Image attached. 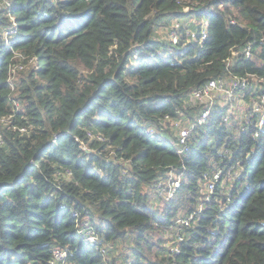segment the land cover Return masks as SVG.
I'll return each instance as SVG.
<instances>
[{"label": "trees", "instance_id": "obj_1", "mask_svg": "<svg viewBox=\"0 0 264 264\" xmlns=\"http://www.w3.org/2000/svg\"><path fill=\"white\" fill-rule=\"evenodd\" d=\"M7 2L0 118L13 123L0 121V264H47L55 247H67L63 264H115L100 248L129 236L134 246L122 264H264V131L254 137L215 108L180 156L173 125L199 112L189 96L207 80L264 77V0ZM189 17L197 31L207 21L201 43L157 35L169 18ZM248 40L259 64L239 55L227 66L230 48ZM17 62L24 67L11 88ZM218 169L207 194L204 173ZM172 172L180 182L164 199L155 188ZM188 214L173 254L163 232L174 233ZM85 223L98 242L79 233Z\"/></svg>", "mask_w": 264, "mask_h": 264}, {"label": "built area", "instance_id": "obj_2", "mask_svg": "<svg viewBox=\"0 0 264 264\" xmlns=\"http://www.w3.org/2000/svg\"><path fill=\"white\" fill-rule=\"evenodd\" d=\"M0 2L8 3L7 0H0ZM176 25L172 32V42H177L180 36L196 40L201 43L207 37V21L202 19L200 21V31L186 28L178 19H176ZM186 28V29H185ZM185 31V32H184ZM16 33L15 23L7 26L3 30V38L7 44H9L14 34ZM21 57V53H17ZM239 55L244 56L245 59H250L259 64L260 57L253 51V41L248 40L245 47L242 50H238L235 46L230 48V55L226 60V65L230 66L231 63L237 61ZM30 58L29 61H32ZM24 67V63H15L10 71L9 80L11 82V88H13L12 79L17 69ZM237 96L248 97L249 103L244 109L239 110L240 102L234 104V100ZM217 100V101H216ZM189 101L200 104L199 112L192 118L188 116H179L173 120L175 127V143L177 145V153L181 156L189 148V136L192 129L199 124H203L210 116L212 110L216 108L223 109L222 121L230 123L231 120L240 123L241 129L251 130L252 135L257 137L262 131H264V77L254 72H245L242 75L231 72L229 75L218 76L212 78L201 84L200 86L193 88L189 96ZM242 101V100H241ZM15 107H18V102L14 101ZM168 117V116H166ZM0 121L12 124L13 118L11 115L1 117ZM184 122V123H183ZM13 126V125H12ZM20 131H24L25 127H20ZM149 134H154L153 127L147 129ZM89 137H96L99 140H104V136L97 132H88ZM2 142V136L0 134V143ZM82 149L87 147L80 143ZM249 154V153H248ZM218 170H212L210 174L204 173V177H212L214 181L208 183V191L211 193L214 189V185L218 180ZM179 184L178 181L174 182V186ZM174 189V188H173ZM192 214L178 217L176 219V225L174 226L175 242L169 248L170 252L176 254L180 250V244L183 240L182 228L189 226ZM79 233L85 237V239L91 243L98 242V234L93 226L85 223L80 228ZM100 252L105 257L108 254L107 248L104 245L101 246ZM67 256V247H55L52 250L51 257L47 264H63Z\"/></svg>", "mask_w": 264, "mask_h": 264}, {"label": "rangeland", "instance_id": "obj_3", "mask_svg": "<svg viewBox=\"0 0 264 264\" xmlns=\"http://www.w3.org/2000/svg\"><path fill=\"white\" fill-rule=\"evenodd\" d=\"M187 10V9H186ZM177 18H169L168 19V23H165L164 25H160L157 27L156 33L160 38L163 39H171L172 38V32L174 31L175 25H176V20ZM180 22L183 23L184 26H186V28H195L196 25V20L192 17L189 18H181L179 19ZM191 21V22H190ZM188 22H190V27L187 24ZM185 28V29H186ZM185 32V31H184ZM185 36V35H183ZM186 37V36H185ZM188 38V37H187ZM17 73V72H16ZM242 100V101H241ZM217 101V100H216ZM240 102V103H239ZM240 104L239 106V110L244 109L246 106H248L249 100L248 97H241V96H237L234 100V104ZM193 105H198V103H193ZM200 106V104H199ZM185 117V116H183ZM184 123V122H183ZM239 125L240 123L237 122ZM219 172V176L221 175V170L218 171ZM231 174H229V176H232L233 174L237 173V169H234L233 171L230 172ZM229 176L226 177V179H230ZM219 178V177H218ZM178 181L180 182V176L177 174L169 173V177L166 180L160 181L156 188L155 191L157 192L158 195H160L161 197H163L164 199H168L170 198L176 187L174 186V182ZM205 183L203 184V191H205L207 194L209 193L208 191V183L210 181H214L213 178L208 177L205 179ZM223 181H225V179H223ZM174 188V189H173ZM100 237V236H99ZM163 238H165V243L164 246H166L167 248H170L171 245L175 242V234L173 233V231H165L163 232ZM132 237H126V238H122V239H118L117 242H107L104 241L103 245L105 248H107L108 254H106L105 258L106 259H110L111 262H114L115 264H122L125 263V260L127 257V253L130 254L128 252L129 248L130 250L133 248L134 246V241H132Z\"/></svg>", "mask_w": 264, "mask_h": 264}]
</instances>
